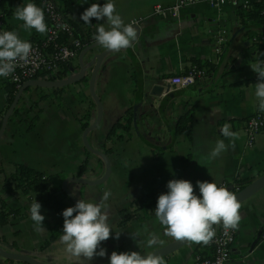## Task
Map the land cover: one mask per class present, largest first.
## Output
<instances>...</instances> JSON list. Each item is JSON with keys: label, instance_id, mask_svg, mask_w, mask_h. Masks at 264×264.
Returning a JSON list of instances; mask_svg holds the SVG:
<instances>
[{"label": "crops", "instance_id": "obj_1", "mask_svg": "<svg viewBox=\"0 0 264 264\" xmlns=\"http://www.w3.org/2000/svg\"><path fill=\"white\" fill-rule=\"evenodd\" d=\"M173 1L113 0L124 22L137 25L139 31L131 47L104 57L94 83L102 104V117L97 127L87 133V140L92 148L106 153L110 174L96 185L73 181L67 184L78 199L94 203L100 202L104 191L111 192L106 203L112 236L102 242L111 253L143 254L175 240L165 235L163 226L156 221L157 202L147 215L139 210L122 222L141 196L158 187L166 193L170 180L191 181L199 196L197 181L216 182L234 192L239 182L251 181L264 173V130L255 135L251 145L246 143L244 130L246 118L259 112L255 97L258 76L251 65L258 63L253 38L256 34L264 35V22L252 24L237 16V7L222 4L213 8L206 1L184 7L178 19L153 13L154 4L169 5ZM105 2L78 0L69 16L78 21L91 4L102 6ZM27 3L40 6L34 0H4L0 4L1 31H15L26 41L39 40L44 35L35 29H24L23 22L14 16L16 8ZM104 22L94 18L85 29L94 39L97 28ZM104 26L108 27L106 23ZM221 29L226 33L219 44ZM89 61L88 56L85 60L88 75L92 68ZM193 64L205 73L192 85L174 89L166 85L165 77L182 73ZM73 66L75 74L79 70L78 60ZM38 78L48 76L41 74ZM4 84L0 79V114L7 102ZM40 93L45 96L36 104ZM22 97L25 104L17 116L22 120L8 121L0 139V210L8 211L6 220L0 222V249L18 251L50 264H106V257L97 256L91 261L69 257L60 241L63 228L46 243L59 215L40 203L45 231L37 232L30 217L31 204L39 202L35 194L4 189L16 163L43 171L58 190L63 180L58 176L60 173L64 178L88 179H98L104 174L103 160L90 153L82 142L84 128L79 118L88 111L90 123L96 115L88 78L86 83L80 81L60 91L28 87ZM33 104L36 105L32 108ZM190 111L189 131L177 133L179 117ZM128 113L134 117L129 130H120L121 138L105 140L113 123ZM35 115L36 121L29 127L28 120ZM225 123L231 125V131L239 138L234 149L229 147L212 160L209 153L217 140L230 144L221 134ZM240 204L241 220L227 264H264V238L260 235L264 229V187ZM138 231L141 235L133 240L132 234ZM149 232L158 234L163 243L147 248ZM117 234L119 239L115 238ZM210 253L209 244L191 241L163 258L166 264H193L194 255ZM0 264L27 263L0 256Z\"/></svg>", "mask_w": 264, "mask_h": 264}, {"label": "clouds", "instance_id": "obj_2", "mask_svg": "<svg viewBox=\"0 0 264 264\" xmlns=\"http://www.w3.org/2000/svg\"><path fill=\"white\" fill-rule=\"evenodd\" d=\"M14 16L22 21V27L31 31L35 29L44 35L49 31L45 21L43 9L34 3H27L16 8ZM105 21L97 28L95 41L103 48L120 52L131 47L137 39V31L132 24H126L116 10L113 0H106L101 6L93 3L80 16L84 24L92 25V19ZM32 44L22 40L15 31H0V77H13L16 68L27 64L32 55ZM252 70L258 75L255 83V97L258 101V110L264 112V61L251 65ZM221 134L230 141L217 140L214 148L209 153L212 160L219 158L229 147L235 148L238 134L231 131V125L225 123ZM200 195L194 191L191 181L173 179L167 183L168 191L158 197L155 209V218L164 228V234L175 240H190L194 243L208 245L215 236L214 225H221L225 229L235 230L241 220V204L237 196L224 186L216 182L197 181ZM110 191H104L100 202L94 203L84 199L66 208L63 212V234L60 236L64 250L69 257L85 258L89 261L95 257H106L107 250L101 247L102 242L112 236L109 224L107 201L111 197ZM42 205L36 200L30 206V217L34 230L45 231L43 222L45 216L41 214ZM148 231L147 228L144 229ZM141 233L132 234L136 240ZM119 239V234L116 235ZM163 241L155 232H149L145 242L147 248H154ZM99 249V251H98ZM110 264H166L164 258L149 252L143 256L140 252H116L110 256Z\"/></svg>", "mask_w": 264, "mask_h": 264}, {"label": "built area", "instance_id": "obj_3", "mask_svg": "<svg viewBox=\"0 0 264 264\" xmlns=\"http://www.w3.org/2000/svg\"><path fill=\"white\" fill-rule=\"evenodd\" d=\"M4 0H0V4ZM44 11L45 21L49 27L47 34L39 40L29 41L32 44V55L27 64H21L16 68L13 77L0 79L4 83H11L16 90L29 79L38 78L44 74L48 79L69 78L74 76L73 64L78 60V53L83 48L81 41L75 36L74 28L68 22V14L60 9L59 0H37ZM200 1H206L211 7L219 8L222 4H229L234 7L246 8L252 0H174L169 5L156 3L152 7L154 14L178 19L180 12L184 7L196 4ZM260 1L262 5V14L264 22V0ZM1 31V22H0ZM226 31L221 29L218 42L224 41ZM62 37H66L65 42H59ZM256 38H253L255 41ZM218 50V49H216ZM69 65L67 74L61 77L59 74L61 64ZM204 70L196 64L191 65L186 71L173 74L164 78V82L169 88H183L192 85L197 78L204 75ZM258 76V75H257ZM1 119V118H0ZM244 130L247 136L246 143L251 145L255 135L264 130V112H255L245 120ZM215 236L209 243L211 253L208 256L199 254L194 255L193 264H227L232 257V245L237 237V230L225 231L222 224L214 225ZM264 238V229L261 232Z\"/></svg>", "mask_w": 264, "mask_h": 264}, {"label": "trees", "instance_id": "obj_4", "mask_svg": "<svg viewBox=\"0 0 264 264\" xmlns=\"http://www.w3.org/2000/svg\"><path fill=\"white\" fill-rule=\"evenodd\" d=\"M34 1L38 5H40L39 1L37 0ZM59 1H60L59 2L60 9H63L64 12L68 14V22L74 28L75 36L81 41L82 46L84 47L85 45L93 42L94 39L91 37L89 30L85 29L87 24H84V22L81 19L78 21H74L73 18L69 16V13L73 12V8L75 4L78 2V0H59ZM236 14L238 17L252 24H258L263 21L262 5L260 1L252 0L249 2L248 7L246 8L238 7L236 9ZM1 17H2V13L0 12V18ZM93 21L94 18L92 19V22ZM256 35L257 36H255L256 41L254 42V46L257 49V54L255 56V59L258 60L259 63L261 61H264V35L263 34H256ZM65 41H66V37H62L59 40V42H65ZM68 67L69 65H65L64 63H62L59 74L62 76L66 75ZM81 81L86 83L87 77L82 79ZM4 87L7 90V102L5 106V110H6L10 105L11 101L13 100V97L17 90L11 83H5ZM62 89L63 87L56 89V91H60ZM44 96L45 95L43 93H40L37 96V100L35 103L37 104V101L40 98H43ZM22 99L23 97L20 98L13 114L11 115L10 120L14 121V123H19L22 120L21 118L17 117L20 115V112L23 110L22 108L24 107L25 104L22 101ZM36 104H33L32 108L35 107ZM2 115L3 114H0V117H2ZM36 118H37L36 115L34 117L29 118L28 120L29 127L34 125ZM89 119L90 117L88 111L79 118L81 126L83 128L88 126ZM191 120H192L191 111L180 116L176 124V132L177 133L188 132L189 124ZM133 121H134V117H132L130 113H128L123 117L118 118L113 123L110 130L108 131L105 140H110L113 139L114 137L121 138L123 134L120 133V130L128 131ZM104 150L108 152V148H105ZM83 168H84L83 166L80 167V172L83 171ZM58 176L61 179H64L63 174L60 173ZM248 182L249 181L239 182L238 188L243 187ZM4 189L8 191H12L14 189H21L22 191L27 193L32 192L35 194L36 199L39 201V203L46 205L48 208H50L52 211L56 212L59 215L60 217L59 220L54 222L53 225L51 226V232L48 239L46 240V243L55 239L62 231L64 224V218L62 212L66 208L75 205L61 189L58 190L53 185L50 176L46 175L43 171L28 167L21 163L14 164L12 172L5 180ZM162 193H164V190L158 187L153 189V191L141 196L137 201L136 204L137 206H135L130 213H127L124 216L125 218L122 222L128 220L131 215L138 213L139 210L142 213H144V215H147L149 212V208L158 201V197ZM7 214L8 211L0 210V222H4L6 220ZM202 256H208V255H202Z\"/></svg>", "mask_w": 264, "mask_h": 264}, {"label": "water", "instance_id": "obj_5", "mask_svg": "<svg viewBox=\"0 0 264 264\" xmlns=\"http://www.w3.org/2000/svg\"><path fill=\"white\" fill-rule=\"evenodd\" d=\"M133 27L137 31H139V27L137 25H133ZM101 46L94 40L93 42L85 45L78 53V65H79V70L78 72L69 78H61V79H55V78H49V79H29L25 81L20 88L16 91L13 100L11 101L10 105L8 108L4 111L1 121H0V139L4 133V130L7 126L8 121H10L11 115L13 114L20 98L22 97L23 92L28 88V87H38V88H53V89H58L62 87H66L71 84H75L77 82H80L84 78H88V91L89 94L92 98V100L95 103L96 106V115L95 118L92 122L88 124L83 129L82 132V142L85 148L92 154L97 155L100 157L105 165V171L104 174L98 178V179H88L85 177H74V176H69L65 177L62 182H61V190L67 195V197L74 203L76 204L78 202V199L68 188V182H78L82 184H87V185H96L104 182L109 174H110V161L108 159V156L106 153L96 150L92 148L90 143L87 140V133L89 131L94 130L97 125L99 124L101 117H102V104L101 101L98 97V95L95 92L94 89V83L96 76L98 74V71L100 69L102 60L104 57L112 52L111 50L103 48L101 51H97L100 49ZM90 57L89 65H92L91 71L88 75V70H87V65L85 64V60ZM22 119V117H19ZM264 187V173L259 175L258 177L252 179L249 181L247 184H245L243 187L238 188L236 191L233 193L237 196L238 201L241 203L243 200L247 199L249 196L260 190L261 188ZM190 240H173L170 243H167L163 246H160L156 248L153 251H150L152 253H155L156 255H160L162 257L166 256L167 254L179 249L180 247L190 243ZM101 247H103L101 245ZM104 248V247H103ZM106 249V248H104ZM107 250V249H106ZM99 251V249H98ZM149 252L143 253V256H146ZM0 256L7 258V259H16L22 262H25L27 264H50V263H44L41 261L35 260L33 257L26 255L24 253L18 252V251H8L5 249H0ZM110 256L111 252L107 250V260L108 262L106 264H110Z\"/></svg>", "mask_w": 264, "mask_h": 264}]
</instances>
